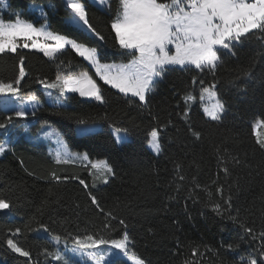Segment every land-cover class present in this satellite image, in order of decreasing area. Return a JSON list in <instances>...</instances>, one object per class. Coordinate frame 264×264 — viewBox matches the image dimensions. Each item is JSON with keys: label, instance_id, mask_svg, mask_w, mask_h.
<instances>
[{"label": "trees", "instance_id": "trees-1", "mask_svg": "<svg viewBox=\"0 0 264 264\" xmlns=\"http://www.w3.org/2000/svg\"><path fill=\"white\" fill-rule=\"evenodd\" d=\"M8 1L5 20L19 17L37 24L40 21L26 11L28 3H49L43 20L51 32L96 47L102 64L133 58L119 48L111 29L121 10L120 0H107L104 9L79 0L102 40L65 21L70 10L63 0ZM218 55L214 71L191 66L164 69L143 104L101 82L104 102L83 100L76 94L66 95V107L42 101L30 128L52 125L71 150L86 153L90 160H105L113 173L107 182L99 183L90 174L89 164L57 163L44 148L15 138L0 155V199L11 205L8 213L0 212L3 264H63L47 254L53 250L51 243L33 234L38 228H47L64 240L77 234L120 239L127 233V252L144 264H250L252 259L264 264V148L257 143L264 140V32L254 30L230 49H218ZM21 63L26 76L20 94L40 100L38 80L91 72L69 48L53 58L17 48L15 53L0 54V81L14 82ZM199 81L205 87L215 84L224 105L219 120L204 116ZM189 94L193 100L186 101ZM8 115L0 108V123ZM77 119L98 123L100 129L77 135ZM18 121L14 118L6 130H0V136L12 137V129L20 135L22 123ZM110 128L127 129L128 141L118 146ZM153 128L159 132L158 155L147 148ZM53 172L76 178L56 182L51 179ZM81 179L88 187L79 183ZM90 194L104 213L112 212L116 219L106 218L91 203ZM225 201H230V207ZM216 203L224 208L223 214L212 211ZM121 219L125 225L119 224ZM106 222L111 225L107 229ZM244 227L253 229V235L245 233ZM9 238L30 256L9 249ZM113 260L128 264L121 258Z\"/></svg>", "mask_w": 264, "mask_h": 264}, {"label": "snow or ice", "instance_id": "snow-or-ice-1", "mask_svg": "<svg viewBox=\"0 0 264 264\" xmlns=\"http://www.w3.org/2000/svg\"><path fill=\"white\" fill-rule=\"evenodd\" d=\"M102 2V0H101ZM4 0H0L3 4ZM122 12H118L117 18L111 23V29L115 33V40L119 48L126 50L133 58L126 64L116 68L115 65L101 64L98 56L99 52L96 47L88 46L84 42L77 41L64 34H57L47 31L44 27H35L33 23H27L17 19L14 22H5L0 18V54L6 52L15 53L17 51L19 39H23V48L36 49L43 53L45 57L53 58L61 53L66 47L81 59L89 63L94 68L95 75L103 81L104 84L118 90L119 93L138 98L140 103H146V95L151 91L154 78L159 77L166 66L169 65H193L196 69H205L214 71L220 60L218 55V47L230 49L233 42H239L247 34L254 30L264 32V0H170V2H158V0H120ZM66 7L71 11L82 25L93 35L103 39L92 28L87 16L86 7L77 0H66ZM186 8L188 10H186ZM41 38L53 43L41 42ZM27 41H31L28 43ZM174 47V51H170L169 46ZM21 57V62H23ZM113 68H116L113 71ZM250 73H245L249 75ZM26 72L21 63L19 75L14 82L0 81V96L14 98L18 105H23L25 100L21 98V82L25 78ZM45 90L58 89L59 95L56 97L57 107H66L62 100L68 93L78 94L81 98H91L99 102H104V97L100 86L97 84L93 76L88 71L80 72L75 75L58 74L53 81L38 80ZM196 78H193V84ZM201 84V99L207 95L210 100H215L216 93L214 91L215 84L205 87L204 82ZM51 97L52 93L49 91ZM186 101L193 100L192 95L185 97ZM27 102H34L37 97L29 95ZM8 101H5L7 104ZM224 105L219 100H215L210 106L204 107V113L212 120H219L220 113L223 112ZM35 115V112L32 113ZM187 115V109L185 110ZM29 113L22 107H17L11 115L5 117L3 123H0V130H6L12 123L14 118L26 119ZM77 130L81 134H87L93 130L94 125L89 124L85 119H77ZM258 124L261 122L258 121ZM255 130V128H254ZM117 142L123 143L124 137L119 133H127V129H117ZM197 138L199 133H194ZM149 144L154 153L159 154L161 145L159 143V132L153 128L148 133ZM60 150L56 153L57 163H69L70 160L82 158L87 160L84 154L82 157L76 153L68 152L62 141H58ZM261 148H264V140H257ZM7 145L0 144V153L6 151ZM91 168L97 172L113 173V169L106 163L94 162ZM227 171V169H225ZM76 177H68L51 173V179L56 182L67 181ZM107 176H104L107 182ZM79 183L88 187L84 180ZM217 193H222V189L217 188ZM211 195V193H209ZM91 203L95 205L106 218L115 220L116 217L112 212L104 213L100 208L99 202L95 196H91ZM225 205L230 207V201H225ZM11 205L5 200L0 199V211L9 210ZM212 211L223 214L224 208L220 203L212 205ZM233 220L236 218L233 217ZM120 225H125L123 219L119 220ZM111 225L105 223L104 228L107 229ZM243 227V225H241ZM21 230L17 228L16 233ZM44 231H48L44 228ZM244 232L253 235V229L244 227ZM264 238V233H261ZM255 239V237L253 236ZM54 241H59V236H53ZM68 240L72 241V246L68 251L74 256L93 261L94 264H109L102 256L96 252L90 251L100 249L102 246H108L117 250L111 255L124 254L127 255L129 237L125 233L120 239L97 238L94 234L85 236L70 235L65 238V244ZM9 249L14 253L29 257V251L24 250L18 243L9 238L6 241ZM51 255L50 253H47ZM195 254V250H194ZM264 256V252L261 253ZM63 264H74L71 258H66L60 253L55 257ZM110 264H115L111 261ZM138 264H143L139 261ZM250 264H256V260L252 259Z\"/></svg>", "mask_w": 264, "mask_h": 264}, {"label": "rangeland", "instance_id": "rangeland-1", "mask_svg": "<svg viewBox=\"0 0 264 264\" xmlns=\"http://www.w3.org/2000/svg\"><path fill=\"white\" fill-rule=\"evenodd\" d=\"M89 1L93 5H95L96 7L100 8V9H104V7L107 4V0H102V2H101V0H89ZM63 2L66 5V0H63ZM77 2H80V1L77 0ZM46 7H50V4L49 3L40 4V3H35V2H29L28 3L26 11L33 16L34 20L40 21L37 24L34 23L33 21L26 20L24 18H19V17L15 18L14 20H5V18H4L5 13H8L10 10H9V1L8 0H4V3L0 4V18H2L5 22H14L17 19H20V20H23V21H25L27 23H33V25L35 27H38V28L39 27H44L45 30L50 31L46 27V23L43 20V18H45V12H46L45 8ZM186 10H188V9L186 8ZM120 12H122V7H121ZM65 21L67 23H69V24H72V25L82 29L83 31H85L89 35L95 36L90 31H88L77 18L74 17V15L71 13V11H70L69 16H67L65 18ZM24 42L25 41L23 39H19L17 41V43H18V47L17 48L25 49L22 46ZM27 42L31 43V41H27ZM41 42L53 43L52 41L43 40V38H41ZM217 47H218V49H220L219 46H217ZM67 48L71 49L70 47H66L65 49H67ZM169 48H170V51H174V47L173 46L170 45ZM26 50H34V51H37L39 53H42L39 50L31 49V48H28ZM131 60L132 59H130L129 61H126V62H110V63H105V64L115 65L116 68H118L121 65L128 64ZM86 63L89 65L88 62H86ZM186 66H191V67L195 68V66H193V65H186ZM186 66L169 65V66H166L164 69L173 68V67L174 68H183V67H186ZM116 68H113V71H115ZM90 70H91V72H89V74L93 76V79L96 80L97 84H98V82L103 83V81L100 80L99 77L95 75L94 68L90 67ZM160 78H161V75L159 77L154 78V83H155L156 80H158ZM154 83H153V85H154ZM153 85H152V87H153ZM109 87H111V86H109ZM38 88L41 90V92L43 94V100H40V99L37 98V100L34 101V102H27L26 98L29 95L25 96V95L20 94L21 98L25 100V103L23 105H18V103L15 101L14 98L0 96V108L2 110H4L5 113H12L14 110L17 109L18 106L22 107L25 111H27L29 113V116L26 119H19L20 123H22L21 124V128H20V131L22 130V133L20 135H18L19 130L18 129H12V131L14 132L13 136L12 137H7V135L6 136H0V144H6L7 145L6 149H8L9 148V143L14 141L15 138L20 137L22 140H24L25 142H27L31 146L38 147V148H40V147L44 148L46 154L51 158V160L56 161V153H57L58 150H60V144L58 143V141H62L63 145H64V148L68 152L79 154L82 157L86 153H81V152H76V151L71 150L67 146V144H66L64 138L62 137V135L60 134V132L55 127H53L52 125L45 123V124H41L40 126H38L36 128H33V129L30 128L31 125L34 122V120H33L34 116L32 115V113L37 111V109L40 107L42 101H44L46 104H49V105H56V97L59 95L58 89H56V90H45L44 87L40 83L38 84ZM114 90H116V89H114ZM49 91L52 93L51 97L48 95ZM116 91L118 92V90H116ZM214 91H215V89H214ZM215 93H216V91H215ZM68 94H72V93H68ZM30 95H32V94H30ZM76 95L80 99H83V100L96 101V100L91 99V98H81L78 94H76ZM128 96L132 97L130 94ZM65 97H63L62 102H63V104L66 105V98ZM134 98H136V97H134ZM136 99H138V98H136ZM6 100L8 101L7 104H5ZM215 100H219L217 94H216ZM215 100H210L207 97V95H205V97L203 99H201V93H200L199 101H200L201 109H202V112H203L204 116L207 119L212 120L210 117L205 115L204 107L205 106H210L212 103H215ZM97 102H99V101H97ZM222 114H223V112L220 113V118H221ZM90 124L94 125V127H93V130L91 132H89V133L95 132V131L100 129V124H98V123H90ZM258 125H259L258 123L254 125L255 131H257V126ZM116 130L117 129H115V128H110V133L112 134L116 144L118 146H121L122 144H124V143H126L128 141L129 137H128L127 133L125 134L123 132H120L119 135L124 137V142L123 143H118L117 142V138H116L117 137ZM75 133L77 135H82L77 130V125L75 126ZM149 139H150V137H149ZM147 148L154 155H158L157 153H154L152 151V149L150 147V144H149V141H148V144H147ZM1 154L2 153H0V155ZM74 160L83 162L84 164H89L90 168H91V164L94 163V162H97V163L102 162V163H106L107 164V162L105 160H90L89 157H88L87 160L82 159V158H76ZM90 174L92 175V177L98 179L99 183H104L105 182L104 176L109 177V175H110L107 172H103V171L102 172H97L95 169H92V168L90 169ZM0 212L8 213L9 210L0 211ZM33 234L35 236H37V237L45 238L46 240H48L51 243V245L53 247V250L51 252V257H52L53 260L58 261L55 257H56L57 253H60L62 255H65L66 258H71L74 261V264H94L93 261H90V260L87 259V256H85L84 258H80L78 256L72 255V253L70 251H68V249H70L71 246H72V241H68L67 245L65 244V240L64 239H60L59 241H54L52 239V237L54 235H51L48 231H44V228L36 229ZM90 251L96 252L97 255L102 256L103 259L106 262H109V261H111V260H113L115 258H121L125 262H127L128 264H138V262L141 261L138 257H136L133 254H129L128 252H127V255H124V254L111 255L112 253H116L117 250L111 249L108 246H102L100 249H94V250H90ZM60 262L63 263V261H60ZM0 264H3L2 258H0ZM143 264H144V262H143Z\"/></svg>", "mask_w": 264, "mask_h": 264}]
</instances>
